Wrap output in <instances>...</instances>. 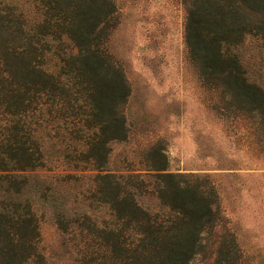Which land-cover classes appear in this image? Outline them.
<instances>
[{"label": "trees", "instance_id": "1", "mask_svg": "<svg viewBox=\"0 0 264 264\" xmlns=\"http://www.w3.org/2000/svg\"><path fill=\"white\" fill-rule=\"evenodd\" d=\"M183 1L200 80L264 125V0ZM118 18L113 0H0V264H48L40 206L60 208L74 264H244L207 178L165 173L161 150L144 172L108 169L129 136Z\"/></svg>", "mask_w": 264, "mask_h": 264}, {"label": "rangeland", "instance_id": "2", "mask_svg": "<svg viewBox=\"0 0 264 264\" xmlns=\"http://www.w3.org/2000/svg\"><path fill=\"white\" fill-rule=\"evenodd\" d=\"M113 1L119 18L108 47L124 70L131 95L123 107L129 136L109 145L108 169L144 172V159L152 161L161 150L168 163L165 173L207 178L244 264H264V125L252 115L223 109L225 103L200 80L189 59L183 0ZM51 167L33 175L57 173L58 165ZM40 209L46 261L74 264L71 236L58 228L60 208ZM209 263L197 257L190 264Z\"/></svg>", "mask_w": 264, "mask_h": 264}]
</instances>
